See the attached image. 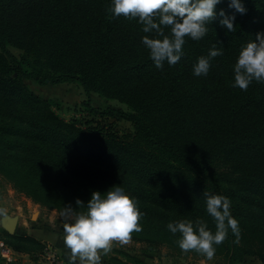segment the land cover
I'll return each mask as SVG.
<instances>
[{
	"label": "trees",
	"instance_id": "trees-1",
	"mask_svg": "<svg viewBox=\"0 0 264 264\" xmlns=\"http://www.w3.org/2000/svg\"><path fill=\"white\" fill-rule=\"evenodd\" d=\"M228 2L217 11L233 13ZM243 2L247 12L236 13L235 31L218 19L209 22L204 38H185L176 65L160 69L141 42L155 33L143 32L137 19L114 16L112 0H0V175L34 203L61 213L86 211L77 199L87 203L94 191L122 186L144 213L141 230L129 239L151 251L169 244L179 254L188 252L168 223L199 220L215 232L204 193L227 196L240 233L229 229L213 258L236 264L250 256L264 264V82L254 80L247 90L233 86L242 46L264 32V0ZM214 45L223 55L207 76H195L193 65ZM26 80L78 84L127 109L101 111L88 101L87 116L100 124L67 122ZM108 118L131 123L135 133L117 134L102 124ZM3 233L12 241L0 239L16 252L37 260L41 242Z\"/></svg>",
	"mask_w": 264,
	"mask_h": 264
},
{
	"label": "clouds",
	"instance_id": "clouds-1",
	"mask_svg": "<svg viewBox=\"0 0 264 264\" xmlns=\"http://www.w3.org/2000/svg\"><path fill=\"white\" fill-rule=\"evenodd\" d=\"M223 0H112L109 11L116 17L137 19L145 33H155L141 38L149 50L157 68L163 69L165 62L176 65L185 55L186 37L199 41L209 31L208 23L219 20L229 32L235 31L236 13L245 14L243 0H229V14L224 9L217 11ZM165 28L171 35L165 34ZM223 48L215 45L207 56H201L193 65V74L207 76L212 60L223 55ZM234 87L247 90L255 80L264 82V32L242 46L233 66ZM207 213L213 217L216 231H211L202 221L177 220L168 223L171 233H180L178 246L184 252L195 250L212 259L216 246L228 237L229 229L239 236V222L231 214V200L220 194L204 193ZM76 204L86 205V211L67 213L69 222L64 225L63 240L70 250L72 264H102L114 241H127L133 231H140V220L144 213L138 200L116 185L106 192L94 191L85 203L77 199Z\"/></svg>",
	"mask_w": 264,
	"mask_h": 264
},
{
	"label": "rangeland",
	"instance_id": "rangeland-1",
	"mask_svg": "<svg viewBox=\"0 0 264 264\" xmlns=\"http://www.w3.org/2000/svg\"><path fill=\"white\" fill-rule=\"evenodd\" d=\"M10 51L17 57L22 55L20 50L10 48ZM25 82L34 93L53 101L52 110L58 115V117L67 122L74 120L82 123L94 121L91 125L96 126L100 124L98 118L87 116L85 103L88 101H90L92 106L101 111L108 108L127 109L125 105L118 101L104 99L97 93L93 92L87 95L78 84L65 83L61 85L41 86L35 81L26 80ZM102 124H105L106 127H111L113 131L121 136L133 135L135 133L133 125L121 118H108L104 120ZM29 205L30 208H28ZM17 206H20L22 208L21 211L28 215L29 218H27V221L29 224L36 222L40 213L43 222L44 220H48V222L50 221L52 226H47V223H45L44 227L46 229L50 228L49 231L54 234L55 232L60 233L62 237L59 239L60 241L56 240L54 237L52 239L53 241H44L42 245L48 244L57 247L58 251L68 263L72 264L70 250L65 246L63 240L64 225L69 222V215L56 210H49L44 206L34 203L25 194L16 191L13 186L2 175H0V222L7 214H18L19 209L16 208ZM54 211H56V213ZM32 215L35 216L32 218ZM44 215H46V217H44ZM51 215L55 216L51 217ZM57 215H64V217L59 220ZM57 222L59 223L57 224ZM3 231L4 230L1 228L0 237L12 241V239L6 236ZM150 249L149 244L138 243L132 239H128L127 241H114L111 251L107 255L102 256V263L115 264L116 261H123L125 263L135 264V260H139L143 262L145 261V264H229L228 258L225 256H217L212 259H202L201 256L195 255L193 252L179 254L178 250L169 244L159 245L155 248V251H151ZM255 261L261 264L257 258L250 256H245L240 263L236 264H255Z\"/></svg>",
	"mask_w": 264,
	"mask_h": 264
},
{
	"label": "crops",
	"instance_id": "crops-1",
	"mask_svg": "<svg viewBox=\"0 0 264 264\" xmlns=\"http://www.w3.org/2000/svg\"><path fill=\"white\" fill-rule=\"evenodd\" d=\"M16 208L19 209V213L18 214H15V215L7 214V215H5L4 219L1 220V222H0V231H1V228H2L3 230H5L9 234H11L7 230V227H6V226H8V224H11V225L14 226V229H15L14 233L11 234V235L31 236L34 239H36L37 241L42 242V244H43L44 241H53L52 239L54 237L56 238V240L61 239L62 236L60 235V233H56L55 232V234H54L51 231H49L50 228L46 229L44 227L45 223H47V226H49V225L52 226V224L50 223V221L48 222V220H44V222H43L42 219H41L42 218L41 213L39 214L36 222L29 224L28 221H27V218H29L28 215L26 213L24 214L23 211H21L22 208L20 206H17ZM28 208H30V205H29ZM5 210L7 211L6 208H5ZM29 211H30V209H29ZM54 212L56 213V211H54ZM33 216H35V215H32V218H33ZM53 216H55V215H51V217H53ZM57 216H58L57 218H59V220L63 219V217H64V215L63 216L62 215H57ZM44 217H46V215H44ZM58 223L59 222H57V224ZM17 258H18L19 264H34V262L32 261L31 257L28 254L18 252V257ZM0 264H3V263L0 261ZM255 264H260V263L255 261Z\"/></svg>",
	"mask_w": 264,
	"mask_h": 264
},
{
	"label": "built area",
	"instance_id": "built-area-1",
	"mask_svg": "<svg viewBox=\"0 0 264 264\" xmlns=\"http://www.w3.org/2000/svg\"><path fill=\"white\" fill-rule=\"evenodd\" d=\"M16 252L4 239H0V259L3 264H14L18 261ZM34 264H69L61 255L57 247L44 245L43 249L37 254Z\"/></svg>",
	"mask_w": 264,
	"mask_h": 264
},
{
	"label": "water",
	"instance_id": "water-1",
	"mask_svg": "<svg viewBox=\"0 0 264 264\" xmlns=\"http://www.w3.org/2000/svg\"><path fill=\"white\" fill-rule=\"evenodd\" d=\"M7 227V230L11 233V234H13L14 233V226L13 225H11V224H8V226H6Z\"/></svg>",
	"mask_w": 264,
	"mask_h": 264
}]
</instances>
